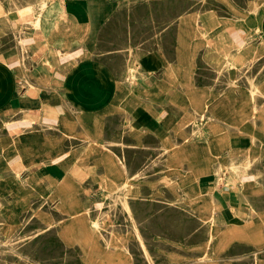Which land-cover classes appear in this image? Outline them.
I'll list each match as a JSON object with an SVG mask.
<instances>
[{
	"label": "crops",
	"instance_id": "obj_1",
	"mask_svg": "<svg viewBox=\"0 0 264 264\" xmlns=\"http://www.w3.org/2000/svg\"><path fill=\"white\" fill-rule=\"evenodd\" d=\"M172 1L57 0L38 26L37 16L23 11L22 18L0 16L3 213L15 197L16 171L26 177L36 170L38 187L57 186V209L47 210L57 219L61 203L88 208L102 198V186L120 180L123 186L137 175L108 148L111 140H123L165 153L163 181L176 208L207 225L208 239L197 247L210 251L208 264H264V0H177L176 19ZM130 5L161 20L165 32L137 52L126 77L124 63L95 54L101 25ZM175 67L191 74L194 84L175 83ZM194 117L203 123L196 139L189 138ZM105 145L119 161L112 169L98 162ZM257 159L261 177L244 171ZM219 165L226 169L217 186ZM224 179L233 184L221 186ZM134 186L142 196L141 183ZM84 246L94 249L89 238Z\"/></svg>",
	"mask_w": 264,
	"mask_h": 264
},
{
	"label": "rangeland",
	"instance_id": "obj_2",
	"mask_svg": "<svg viewBox=\"0 0 264 264\" xmlns=\"http://www.w3.org/2000/svg\"><path fill=\"white\" fill-rule=\"evenodd\" d=\"M42 1L0 0V16L9 14L22 18L23 15L18 11H23L32 19L38 15ZM253 1L248 0L249 3ZM172 2L176 19L180 4L177 0ZM51 3L56 4L57 0ZM139 9L130 5L126 10L116 11L101 25L97 39L95 56L109 58L116 66L124 63L126 77L129 67L136 62L137 52L150 45L149 39H160V35L165 32V27L160 26L161 20L143 17L144 12ZM30 26L34 27L33 22ZM174 73L175 83L181 84L187 80L194 84L192 75L183 68L175 67ZM220 74V77H224L223 73ZM238 78L241 81L242 76ZM217 81L223 82L224 79ZM226 93L227 96L231 94L229 91ZM196 117L190 125L189 137L193 139L202 134L201 120ZM108 146L123 159L128 168H135L137 175L125 187L121 185V180L117 186L101 185L104 188L102 198L88 208L80 204L77 210H71L61 203L63 216L60 219L47 211H52L54 204L57 209V186L47 182L45 187H38L36 177L39 173L36 170L26 177L21 172L11 173L18 187L11 190L15 197L10 203L12 206L6 207V213H3L5 206L0 202V264H208L212 258L210 251L197 247L201 239H208L207 225L193 215H183L176 208L177 202L163 181L165 153L149 146L135 149L123 140H111ZM102 151L98 162L110 169L118 166L119 161L114 159V155L108 154L107 146ZM49 155L54 158L57 152ZM34 158L32 154L29 155V163ZM260 162V159L252 161L244 171L261 177L262 171L256 169ZM45 165H53V162ZM129 173L133 171L129 170ZM223 182V187V184H233L228 179ZM134 183L143 186L142 196ZM150 186L154 189L151 194ZM89 189L95 194L99 186L94 185ZM35 195L41 196L47 204L35 203ZM93 221L97 222L94 226ZM136 227L141 237L137 235ZM88 238L94 243V253L90 258L84 246ZM98 253H102V257Z\"/></svg>",
	"mask_w": 264,
	"mask_h": 264
},
{
	"label": "bare ground",
	"instance_id": "obj_3",
	"mask_svg": "<svg viewBox=\"0 0 264 264\" xmlns=\"http://www.w3.org/2000/svg\"><path fill=\"white\" fill-rule=\"evenodd\" d=\"M51 1L52 0H43L42 2H41V5H40V10H38L39 11V13H38V15H37V17L35 18V25L36 26H38L39 25V22H40V19H41V17H42V14H43V11H44V9L45 8H47V6L51 3ZM255 6V5H254ZM39 9V8H38ZM47 11V10H46ZM34 21V20H33ZM19 23H21V22H19ZM67 39V38H66ZM65 40V39H64ZM20 46H21V44H20ZM58 49V48H57ZM23 50V49H22ZM233 51V50H232ZM132 68V67H131ZM130 69V68H129ZM139 70V69H138ZM87 73V72H86ZM135 73V72H134ZM183 73V72H182ZM134 75V74H133ZM137 75V74H136ZM140 77V76H139ZM132 80V79H131ZM135 82V81H134ZM137 83V82H136ZM140 85V84H139ZM134 87V86H133ZM131 88V87H130ZM133 89V88H132ZM94 90V89H93ZM100 91V90H99ZM181 91V90H180ZM111 94V93H110ZM226 94V93H225ZM98 95V94H97ZM109 98V97H108ZM84 99V98H83ZM232 100V99H231ZM231 100H228V101H231ZM97 102V101H96ZM230 103V102H229ZM228 103V104H229ZM93 104V103H92ZM95 104V103H94ZM227 104V103H226ZM90 105V104H89ZM233 105V104H232ZM227 106V105H226ZM256 105H254V107H255ZM225 107V106H224ZM260 109V108H259ZM259 109H258V111H259ZM260 111H261V113H262V109H260ZM256 116V115H255ZM221 120V119H220ZM164 121H166V120H164ZM167 121H168V118H167ZM223 121V120H222ZM200 122V121H199ZM202 123V122H201ZM203 124V123H202ZM201 124V125H202ZM177 126V125H176ZM226 126V125H225ZM238 126V125H237ZM178 127V126H177ZM246 128V127H245ZM202 129V128H201ZM244 130V129H243ZM202 131V130H201ZM229 131V130H228ZM208 132V131H207ZM210 133V132H209ZM206 134V133H205ZM228 135V134H227ZM192 137V136H191ZM253 137V136H252ZM255 137V136H254ZM190 138V137H189ZM95 139V138H94ZM93 140V139H92ZM213 142V141H212ZM215 142V141H214ZM115 144V143H114ZM106 146V145H105ZM177 146V145H176ZM111 149V148H110ZM216 150H217V147H216ZM109 151V150H108ZM111 151V150H110ZM35 152V151H34ZM202 152H203V150H202ZM201 152V153H202ZM206 152V151H205ZM214 152V151H213ZM112 153V152H111ZM114 153V152H113ZM247 153V152H246ZM25 154V153H24ZM23 154V155H24ZM31 154V153H30ZM256 154H258L259 155V153H256ZM26 155H28V153H26ZM116 155V154H115ZM203 155H206L205 153L203 154ZM245 155V154H244ZM226 156H228V155H226ZM117 157V156H116ZM229 157H230V153H229ZM247 157V156H246ZM118 158V157H117ZM232 158V157H231ZM227 159V158H226ZM230 159V158H229ZM242 159V158H241ZM243 159H244V157H243ZM251 160H252V158H250ZM249 159V160H250ZM122 160V159H121ZM217 160H218V158H217ZM228 160V159H227ZM232 160V159H231ZM234 160V159H233ZM224 161V160H223ZM234 161H236V158H235V160ZM88 162V161H87ZM121 162V165L123 166V167H125V164H124V162L123 161H120ZM229 162V161H228ZM227 162V163H228ZM226 163V164H227ZM235 163V162H234ZM216 165V164H215ZM7 166V165H6ZM228 166H229V164H228ZM7 168V167H6ZM225 169L226 168H224V166L223 165H219V167H218V169L216 170V173H215V176H216V185H217V183H220L222 180H223V173H224V171H225ZM227 169H230L229 167H227ZM233 169V171H232V173H235V171H236V168H232ZM126 170V169H125ZM239 170V169H238ZM17 173H18V171H17ZM85 173V172H84ZM97 174V173H96ZM84 175V174H83ZM129 175V174H128ZM16 176H18V175H16ZM139 176V175H138ZM83 177V176H82ZM94 177V176H93ZM96 177V176H95ZM109 177V176H108ZM211 177H213V176H211ZM81 178V177H80ZM121 178H122V176H121ZM133 178V177H132ZM23 179V178H22ZM98 179V178H97ZM129 181H130V177L129 176H127L126 178H125V180H124V182H123V186L125 187V186H127L128 185V183H129ZM212 181V180H211ZM21 182V181H20ZM258 182V181H257ZM39 183V182H38ZM131 183V182H130ZM129 183V184H130ZM135 184V183H134ZM193 184H196V183H193ZM4 185V184H3ZM199 185V184H198ZM261 185H262V183H261ZM218 186V185H217ZM263 186V185H262ZM27 187V186H26ZM130 187V186H129ZM220 187V186H219ZM28 188V187H27ZM41 188V187H40ZM136 188V187H135ZM201 188V187H200ZM259 188V187H258ZM202 189H204V188H202ZM201 190V189H200ZM206 190V189H205ZM258 190V189H257ZM202 191V190H201ZM32 192H34V191H32ZM28 193V192H27ZM109 193V192H108ZM220 193V192H219ZM244 193H245V191H244ZM131 194H134V193H131ZM200 194V193H199ZM197 195V194H196ZM191 197H192V193H191ZM245 198H246V196H245ZM244 198V199H245ZM196 199H198V198H196ZM202 199V198H201ZM248 199H249V197H248ZM249 201V200H248ZM208 202V201H207ZM27 203V202H26ZM29 203V202H28ZM82 203V202H81ZM192 203V202H191ZM2 204V203H1ZM222 204V203H221ZM30 205H32V204H30ZM50 205V204H49ZM12 206V205H11ZM202 206H204V205H202ZM211 206V205H210ZM217 206V205H216ZM209 207V206H208ZM204 208V207H203ZM210 208V207H209ZM212 208V207H211ZM85 209V208H84ZM217 209V208H216ZM221 209V208H220ZM196 210V209H195ZM201 210H202V207H201ZM210 210V209H209ZM215 212V211H214ZM216 213H217V211H216ZM219 213V212H218ZM1 214V213H0ZM207 216V215H206ZM4 217V216H3ZM68 217V216H67ZM70 217V216H69ZM208 217V216H207ZM206 217V218H207ZM132 218V217H131ZM209 218V217H208ZM207 218V219H208ZM218 218H219V216H218ZM5 219V218H4ZM65 219V218H64ZM216 219V218H215ZM98 220V219H97ZM100 221V220H99ZM133 221H134V218H133ZM221 221V220H220ZM226 221V220H225ZM211 222V221H210ZM217 222H218V220H217ZM51 223V222H50ZM49 223V224H50ZM54 223V222H53ZM225 223V222H224ZM94 224H97V222L96 221H93V226H94ZM134 224V223H133ZM216 224V223H215ZM52 225V224H51ZM11 227V226H10ZM17 229V228H16ZM133 229V228H132ZM13 232H14V230H13ZM136 232H137V235L139 236V237H141V235H140V232H139V230H138V228L136 227ZM209 234H210V232H209ZM116 235V234H115ZM118 235V234H117ZM106 236V235H105ZM98 238V237H97ZM118 238V237H117ZM101 240V239H100ZM110 240V239H109ZM119 240V239H118ZM126 241V240H125ZM125 243V242H124ZM107 245V244H106ZM80 247V246H79ZM109 249H110V247H109ZM108 249V250H109ZM118 250V249H117ZM115 251V250H114ZM113 251V252H114ZM103 252V251H102ZM93 253H94V250H92V251H89V250H87V256L90 258V257H92L93 256ZM116 253V252H115ZM99 255V257H102V253H98ZM107 254H109V253H107ZM127 255V254H126ZM111 256H113V255H111ZM117 256H119V255H117ZM125 258V257H124ZM106 259H107V257H106ZM127 259V258H126ZM109 260V259H108ZM106 261V260H105ZM127 262V261H126ZM130 262H131V260H130ZM129 262V263H130Z\"/></svg>",
	"mask_w": 264,
	"mask_h": 264
}]
</instances>
